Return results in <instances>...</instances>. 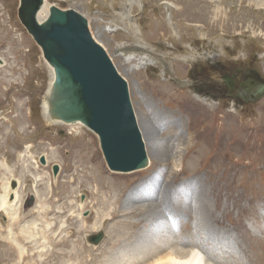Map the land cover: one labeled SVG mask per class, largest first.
<instances>
[{
  "label": "rangeland",
  "instance_id": "obj_1",
  "mask_svg": "<svg viewBox=\"0 0 264 264\" xmlns=\"http://www.w3.org/2000/svg\"><path fill=\"white\" fill-rule=\"evenodd\" d=\"M1 1L0 36L5 20L17 46L0 49V264H154L172 253L204 264L241 249L233 227L258 231L264 249V95L224 92L239 67L264 79V0H48L87 19L127 80L139 131L140 120L154 132L138 173L111 170L94 131L49 123L48 63L21 0ZM158 224L172 243L156 240Z\"/></svg>",
  "mask_w": 264,
  "mask_h": 264
},
{
  "label": "water",
  "instance_id": "obj_2",
  "mask_svg": "<svg viewBox=\"0 0 264 264\" xmlns=\"http://www.w3.org/2000/svg\"><path fill=\"white\" fill-rule=\"evenodd\" d=\"M40 0H35L38 4ZM28 0L21 5L20 11ZM36 9L20 16L27 30L43 50L44 57L55 68L56 92L52 104L53 114L67 121H82L101 138V145L107 161L113 170L132 171L147 164L145 144L138 129L135 114L126 117L112 114L96 98L76 99L74 91L82 79L105 85L115 80L118 74L105 49L91 35L88 21L75 10H61L51 7L50 16L40 24ZM117 89L129 95L126 81L118 74ZM257 97L264 95L258 90ZM127 104H131L130 101ZM102 106L98 110L93 108ZM96 119L101 126L93 124ZM143 157V162L137 158ZM54 171L55 168H54ZM100 238V237H99Z\"/></svg>",
  "mask_w": 264,
  "mask_h": 264
},
{
  "label": "bare ground",
  "instance_id": "obj_3",
  "mask_svg": "<svg viewBox=\"0 0 264 264\" xmlns=\"http://www.w3.org/2000/svg\"><path fill=\"white\" fill-rule=\"evenodd\" d=\"M27 1L28 0H21V5L24 2L26 3ZM1 2L7 3L8 5L14 7V3L11 0H2ZM170 2L171 1H164L163 4L168 5V6L171 5L173 7L174 3L171 2V3H173V4H171ZM52 6H55V5H52ZM52 6L49 5L48 0H40V2L38 4L35 3V0H30V3L26 4L23 11H20V8H19V13L22 14L24 11L27 10L28 15L31 16V12L36 9L34 17L35 16L37 17V20L39 21L40 24H44L50 16ZM172 13H173V10H172ZM173 15H174V13H173ZM2 17L4 19L6 18L5 13L2 15ZM131 17L132 16L130 15L129 21L133 20ZM141 19H142V16H141V14H139V16L137 17V21L139 22ZM3 22L11 30H8L4 36H0V49L1 48H5L7 50L15 49L17 46V41L12 34V28L6 23L5 20H3ZM127 23H128V21H127ZM166 23H168L169 26L171 25L169 22H166ZM173 25H174V23H173ZM174 32H175V34H178L177 30H175ZM104 34H106V33H104ZM172 36H176V35H172ZM8 37L12 38L11 42L8 41L9 40ZM32 52H33L32 49H30L28 53L30 54ZM28 56H29L28 54L25 55L26 58H28ZM46 61L48 63L47 69H48V75L50 77V79H49L50 87H49V90L46 93V95L43 97V99H44V101H43L44 102V112L43 113L47 114L51 118L50 122H49L50 124H64V125L66 124L68 126L83 125L85 127L86 124L80 120H78V121H74V120L67 121L68 119L62 118V117L58 118L57 116H55L53 114L52 100H53L54 93L56 92V86H55L56 75H55L54 67L48 62L47 59H46ZM176 65L180 66L177 63H176ZM252 72L251 71L249 72V74H251V75H250V78L248 79L247 84H249L251 86V84L253 85L256 82L257 85L255 87L256 90H254L253 93L250 94L247 101H251L256 96V94H258L257 93L258 90H264V79L261 78L258 73L254 72V71H252ZM118 74L126 81L128 89H129V84H128L127 80L119 72H118ZM118 74H114L115 80L113 82L107 83L105 85L98 84V83H91L89 81V79H87V78L82 79L81 82L79 83V85L77 86L76 90L74 91V97L77 100L78 99L96 98V99L100 100L105 107H107L108 111L111 114L113 112L114 114L120 115L122 117H126L128 115H131L132 113H135V111L133 109V104L131 101L130 93L128 95L123 90L117 89V83L119 81ZM240 86L241 87L239 89L245 90L244 89L245 84H244V86L243 85H240ZM129 101L131 104H127ZM101 107L102 106H99V107L93 108L92 110L96 111V110L100 109ZM93 120H95V121H93V124L101 126L100 123L98 121H96V119H93ZM139 125L141 127L143 139H144L145 144H146L148 139H150V141H151V136L153 137L154 132L151 133V131L147 127V124L142 125V122L140 120H139ZM95 133H97V132H95ZM77 136L74 139V141H77L80 139L77 143H80L83 145V147H86L87 148L86 154L90 155V153L93 151V149L91 147L87 146V144H85L84 138H82L79 135H77ZM99 138H100V135H99ZM14 141L16 143V139H14ZM12 142H13V140H11V143ZM100 142H101V138H100ZM101 147H102V145H101ZM102 151H103V148H102ZM145 151H146V157H147V164L149 163V166H150L151 165V159L148 157L146 146H145ZM103 153H104V151H103ZM104 156H105V153H104ZM105 159L107 161L106 156H105ZM43 162H45L44 158H43ZM137 162H139V163L143 162V157L139 156L137 158ZM107 164H108V166H110L108 161H107ZM54 168L56 170L54 172H55V174H57L59 171V167L57 165H55ZM99 169H100L99 167H94V170L97 173V175H96L97 177H98L99 172H100ZM159 225H161V226L158 227ZM162 226H163L162 224L157 225V232H159V233H157L158 237L156 238V240H158V239H161V240L166 239L168 241H170L171 239L173 240V238L170 237V235H171L170 230L169 231H167V230L162 231ZM249 228L250 229L241 228V227L240 228L233 227V229H231V230L225 229V233L228 234L231 231H233L235 237H236V235H238V239H242V241L237 242L239 247H241V249H237V247H235V250L228 252L226 258H223V256L222 257L211 256V255H209L210 254V252H209V254H207V256L202 257V261L204 262V264H213V263H211L210 260H215V259H216L215 261H217L218 264H264L263 246L261 244V249H259L257 246L259 243L258 240L255 238L252 239L253 236L255 237L258 234V231L253 230L251 227H249ZM238 232L241 234H239ZM260 233L262 234V231H260ZM220 234H221V232H220ZM229 239H231V238H229ZM168 241H167V246L169 245ZM220 241L228 242L225 240H220ZM170 243H172V241H170ZM194 243L196 244V242H194ZM211 244H215L218 246V241L216 243H211ZM206 245H207V243L203 245L204 250H205ZM233 245L236 246L234 243H233ZM263 245H264V242H263ZM205 252H207V251H205ZM173 254L174 253H172L170 256L166 255L164 258L163 257L160 258L154 264H201V262L196 261L197 255L195 253H191V254L182 253V254H180L179 257L175 256Z\"/></svg>",
  "mask_w": 264,
  "mask_h": 264
},
{
  "label": "flooded vegetation",
  "instance_id": "obj_4",
  "mask_svg": "<svg viewBox=\"0 0 264 264\" xmlns=\"http://www.w3.org/2000/svg\"><path fill=\"white\" fill-rule=\"evenodd\" d=\"M231 70H233V68ZM247 71L252 72V68L239 67L235 71H231V74L227 73V77L225 78L224 92L228 93L229 96L237 98L240 103L246 102L250 94L253 93L254 90H256V82L253 85L251 84V86L248 87L249 89L245 88L244 86V82L248 81L251 75L248 74ZM240 85H243L245 90L239 89L241 87ZM223 93L214 91L210 94L209 97L217 98L220 97Z\"/></svg>",
  "mask_w": 264,
  "mask_h": 264
},
{
  "label": "clouds",
  "instance_id": "obj_5",
  "mask_svg": "<svg viewBox=\"0 0 264 264\" xmlns=\"http://www.w3.org/2000/svg\"><path fill=\"white\" fill-rule=\"evenodd\" d=\"M20 8H21V6H20ZM59 9H61V10H70V9H62V8H60V7H58ZM73 10V9H72ZM77 12V11H76ZM77 13H79V12H77ZM80 14V13H79ZM19 15H20V13H19ZM82 15V14H81ZM83 16V15H82ZM84 17V16H83ZM85 18V17H84ZM23 23V22H22ZM89 26V25H88ZM90 30V29H89ZM30 33V32H29ZM90 33H91V31H90ZM32 35V34H31ZM91 35H92V33H91ZM93 36V35H92ZM34 38V37H33ZM95 39V38H94ZM36 41V40H35ZM37 43V42H36ZM38 44V43H37ZM39 45V44H38ZM42 49V48H41ZM43 51V50H42ZM44 55V54H43ZM109 56V55H108ZM111 59V58H110ZM111 61H112V63H113V60L111 59ZM113 65H114V63H113ZM115 66V65H114ZM116 68V67H115ZM55 69V68H54ZM116 70H117V68H116ZM254 70V69H253ZM256 71V70H255ZM117 72H119L118 70H117ZM258 72V71H257ZM56 74V73H55ZM129 93H130V91H129ZM257 98H259V97H257V95L251 100V101H247L246 100V102H253V101H255ZM135 114V113H134ZM135 118H136V115H135ZM137 119V118H136ZM85 129L86 130H91L90 132H92L93 130L90 128V127H88L87 125L85 126ZM141 132V131H140ZM141 136H142V139H143V135H142V132H141ZM143 142H144V144H145V141H144V139H143ZM149 164V163H148ZM147 166V165H146ZM145 166V167H146ZM109 168L111 169V170H113L110 166H109ZM144 167H142V168H140V169H137V170H132V171H118V170H113V171H116V172H139L140 170H142ZM138 184H142V185H138ZM136 186H134V187H138L139 189H142V188H145L146 187V185L148 184H151V183H148V182H144V181H141V182H139ZM133 188V187H132ZM143 190V189H142Z\"/></svg>",
  "mask_w": 264,
  "mask_h": 264
}]
</instances>
